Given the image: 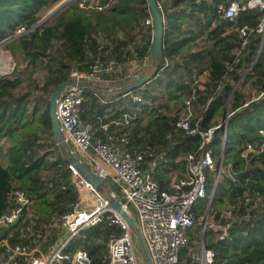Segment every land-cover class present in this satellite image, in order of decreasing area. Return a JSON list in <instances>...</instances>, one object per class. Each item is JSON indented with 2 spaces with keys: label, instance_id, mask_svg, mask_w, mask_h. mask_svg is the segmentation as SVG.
<instances>
[{
  "label": "trees",
  "instance_id": "16d2710c",
  "mask_svg": "<svg viewBox=\"0 0 264 264\" xmlns=\"http://www.w3.org/2000/svg\"><path fill=\"white\" fill-rule=\"evenodd\" d=\"M60 1L0 0V44L8 41L4 49L20 57L29 77L39 67L45 73L44 82L32 81L25 88L21 73H15V68L13 76H0V141L9 143L4 151L0 146V213L7 206L6 194L14 183L30 196L37 210V224L60 225V216L77 196L70 184L68 157L52 139L49 97L68 79L71 69L87 71L96 59L123 64L132 57L139 60L147 57L152 69L161 66L164 59L172 63L149 79L157 86L150 91L143 88L147 84L137 88L142 89L138 93L139 103L132 99L137 89L128 96L112 91L133 79L114 82L108 93L100 86L94 89L96 85L84 88L82 123L102 137L97 129L108 121V118L102 120L103 116L117 117L136 109V116L127 128L128 138L137 151L149 147L162 157L158 159L154 178L164 188L171 175L181 177L185 155L199 145L198 137L176 134L173 122L191 83L204 76L197 101L204 105L209 98L212 100L200 127L217 124L227 110L229 144L223 164L233 167L238 180L235 183L224 178L219 182L214 208L235 203L251 193H258L264 204V151L253 159L261 168L246 167L240 158L241 147L246 142L264 143V134H259L260 129L264 132V95L251 100L264 94V39L251 32L241 48L243 38L238 33L245 25L255 30L260 18L258 11L241 13L234 22H227L215 9L230 0H156L164 21L161 56L152 65V29L144 26L145 20L150 19L146 0H100L102 11L84 10L79 7L80 0H71L56 20L35 28L42 11L50 10ZM142 25L147 29L142 44L134 43L130 37L112 40L108 37L120 31L134 32ZM18 28H24L25 33L13 38ZM101 35H107L106 44L100 40ZM148 70H142L140 76H149ZM97 96L110 103L101 106ZM220 136L221 130L216 131L211 142L215 156ZM206 181L209 191L210 172L206 173ZM234 215L238 219L228 229L225 240H218L215 233L208 235L207 248L214 252L212 264H264V205L258 209L240 207ZM198 219L199 214L196 222ZM111 232L112 228L104 223L89 227L70 242L66 252L82 249L87 252L90 264H107ZM55 236L51 231L43 238L52 242Z\"/></svg>",
  "mask_w": 264,
  "mask_h": 264
},
{
  "label": "built area",
  "instance_id": "2783aa9c",
  "mask_svg": "<svg viewBox=\"0 0 264 264\" xmlns=\"http://www.w3.org/2000/svg\"><path fill=\"white\" fill-rule=\"evenodd\" d=\"M79 7L102 11L100 0H80ZM215 10L227 22H234L241 13L258 11L260 18L255 30L245 25L238 33L243 38L241 48L246 45L247 36L251 32L259 34L263 41L264 0H230L228 4H218ZM144 26L152 28L151 19L145 20ZM24 33V28H18L13 38ZM6 42L0 44V50ZM171 63L164 59L161 66L152 69L150 75L158 76ZM124 64H128L130 69L129 74L122 76L119 68ZM147 66V57L141 60L132 57L123 64H118L115 60L96 59L88 66L87 71L71 69L67 80L87 82L92 86L96 85L94 89L101 87L108 93L111 84L132 80L140 76V72ZM9 68L10 63L0 71V76L13 73L14 67L8 70ZM203 77L200 76L198 81L191 83L173 122L176 134L198 137L199 145L194 152L185 155V171L181 177L171 175L164 188L154 178L158 159L162 157L149 147L137 151L128 138L127 128L136 116V109L117 117L103 116L102 120L108 118V121L97 129L102 136L98 137L95 135L96 130H92L80 119L83 89L86 87L67 86L56 102V117L67 144L66 156L75 157L85 168L100 177L105 182L108 193L101 186L100 190L95 188L68 163L70 184L76 189L77 199L60 216V225L52 227L44 222L37 224V210L33 208L30 196L12 183L6 194L7 206L0 213V264H90L85 250H66L83 230L101 223L112 228L107 244V264H145L144 256L137 258L135 255L133 239L136 241L138 238L136 232L113 209L110 199L118 202L134 221L151 264H212L214 252L207 248L208 235L215 233L218 240H225L228 229L238 219L234 211L240 207L258 209L264 204L258 193H251L235 203H225L218 209L214 208L219 182L224 178L235 183L238 180L233 167L223 164V156L229 144L228 115L226 120L221 118L220 122L209 128L200 127L202 116L212 100L209 98L204 105L198 104V90L202 89L201 83L204 82L200 78ZM231 85L236 87L233 81ZM128 95L129 93L124 94ZM263 95L259 94L251 100L256 101ZM132 99L141 102L139 95L132 96ZM229 99L230 95L226 106ZM97 100L101 106L110 103L99 96ZM218 130H221V136L218 154L215 156V148L211 146V142ZM259 134H264L262 129ZM263 151V142H246L241 147L240 158L246 167L261 168L260 163L253 162V159ZM207 172L212 176L209 191ZM129 206L134 210V216L129 211ZM197 214L199 219L196 222ZM51 231L56 236L54 241L49 242L48 238L43 237Z\"/></svg>",
  "mask_w": 264,
  "mask_h": 264
},
{
  "label": "water",
  "instance_id": "95a60500",
  "mask_svg": "<svg viewBox=\"0 0 264 264\" xmlns=\"http://www.w3.org/2000/svg\"><path fill=\"white\" fill-rule=\"evenodd\" d=\"M71 0H65L61 2L60 6L54 11L53 14H59L62 12L68 5V3ZM148 8H149V15L150 19L152 21V50H151V63L154 65L160 58L161 52H162V37H163V16L161 13V10L156 2V0H146ZM50 14L40 22H38L34 27H40L48 23L52 15ZM152 77L150 76H138L133 79V81L130 84H127L123 87L120 88H114L112 91H120L123 94L129 93L131 91L136 90L137 88L141 87L144 84H147L149 79ZM75 86V87H92L90 83L87 82H76V81H71V80H65L62 82L56 90L50 95L49 100H48V105H49V117H50V122H51V134H52V139L54 143L59 147L60 150L63 152L66 151L67 144L65 142L64 136L62 134L60 124L57 120L56 117V102L59 99L61 93L64 91V89L67 86ZM227 116V110L224 112L223 118L226 120ZM69 163L73 165L80 173V175L89 183H91L95 188L100 190V186L105 190L106 193H108L107 187L105 182L98 176H95L92 172H90L87 168H85L81 163L78 162V160L75 157H69L68 158ZM111 206L113 209L119 213L121 218L127 223L129 228H131L133 231L136 232L138 241H139V246L142 250L143 256H144V263L145 264H151L149 255L147 253L145 244L143 242V239L141 235L139 234L138 228L135 225L134 221L132 220L131 217L127 215V213L122 209L121 205L114 201L111 200Z\"/></svg>",
  "mask_w": 264,
  "mask_h": 264
},
{
  "label": "rangeland",
  "instance_id": "374dc122",
  "mask_svg": "<svg viewBox=\"0 0 264 264\" xmlns=\"http://www.w3.org/2000/svg\"><path fill=\"white\" fill-rule=\"evenodd\" d=\"M63 1H65V0H62V1H60L59 3H57L55 6H53L50 10H43L42 11V13H41V19L39 20V22L41 21V20H43L44 18H46L47 16H49L50 14H53L54 13V11L60 6V4H61V2H63ZM61 13V12H60ZM59 13V14H60ZM59 14H53L52 15V18H51V20L48 22V23H46V24H49V23H51V22H53L54 20H56L57 19V17H58V15ZM147 29L146 28H144V26L142 25L141 26V28L139 29V28H137L134 32H132V31H129V30H127L126 32H124V31H120V32H118V33H116L115 35H110V36H108L109 37V39L110 40H112V39H114L115 37L116 38H125V37H130V38H133L134 39V43H138V44H142L143 42H144V40H145V31H146ZM105 36H107V35H101L100 36V40L102 41V42H104L105 44L107 43V41L105 40L106 38H108V37H106L105 38ZM135 45H137V44H135ZM4 52V53H6V52H9V51H7V50H5L4 49V46L2 47V49L0 50V54L2 53V52ZM9 54L11 55V57H12V59L10 60V68L8 69V70H10L12 67H14L15 68V73H21V78L23 79V87L24 86H26V87H28V85L30 84V83H32V81H34L35 83H37V84H41L42 82H44V76H45V73H44V70H43V68L42 67H39L38 68V70H36V72L35 73H33L32 75H31V77H29L28 76V69H26V67L25 66H23L21 63H20V57L18 56V55H13L12 53H10L9 52ZM2 55H0V58H2L1 57ZM20 63V65H18ZM3 67V66H2ZM129 69H130V66L128 65V64H124V65H121L120 66V68H119V72H120V74L122 75V76H124V75H127V74H129ZM144 69H149L147 72H148V75L150 76V74L152 73V67L150 68L149 66H147L146 68L144 67L143 68V70ZM4 69H2V71H3ZM1 71V72H2ZM6 71V70H5ZM14 72V71H13ZM141 73V72H140ZM7 76H13V73H11L10 75H7ZM203 79H205L204 77L203 78H200V81L201 82H203ZM105 86V85H104ZM155 86H157V84H156V82L153 80V81H150L146 86H144L143 88H145V89H147V90H151V88H153V87H155ZM25 88V87H24ZM110 88V87H109ZM138 93L139 94H141L142 93V89H137L136 90V92H134L133 93V95L132 96H134V95H138ZM150 93V92H149ZM252 94H254V92L252 91ZM220 119V120H219ZM218 120V122H220L222 119L221 118H219ZM8 145H9V143H8V141H6V140H2V141H0V146L2 147V148H4V149H6L7 147H8ZM63 152V151H62ZM63 155L64 156H66V153L65 152H63ZM129 211L133 214V216H134V210L129 206ZM51 233L49 232V233H46L45 235L46 236H48V235H50ZM133 243H134V250H135V255H136V257L137 258H139L140 256L142 257L143 256V253H142V250H141V248H140V246H139V241H138V238H137V240L135 241V239H133Z\"/></svg>",
  "mask_w": 264,
  "mask_h": 264
},
{
  "label": "crops",
  "instance_id": "0c3cea01",
  "mask_svg": "<svg viewBox=\"0 0 264 264\" xmlns=\"http://www.w3.org/2000/svg\"><path fill=\"white\" fill-rule=\"evenodd\" d=\"M0 55H2L1 60H0V64H2L3 68L5 67V65L10 63V60L12 59L11 55L9 54V52H2Z\"/></svg>",
  "mask_w": 264,
  "mask_h": 264
},
{
  "label": "bare ground",
  "instance_id": "6f19581e",
  "mask_svg": "<svg viewBox=\"0 0 264 264\" xmlns=\"http://www.w3.org/2000/svg\"><path fill=\"white\" fill-rule=\"evenodd\" d=\"M0 60H1V58H0ZM2 69H3L2 64H0V71H2Z\"/></svg>",
  "mask_w": 264,
  "mask_h": 264
}]
</instances>
